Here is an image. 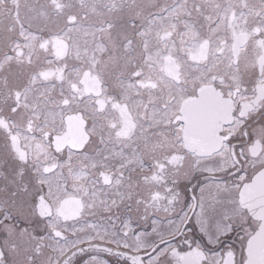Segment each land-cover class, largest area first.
<instances>
[{"label":"snow or ice","instance_id":"1","mask_svg":"<svg viewBox=\"0 0 264 264\" xmlns=\"http://www.w3.org/2000/svg\"><path fill=\"white\" fill-rule=\"evenodd\" d=\"M0 264H264V0H0Z\"/></svg>","mask_w":264,"mask_h":264}]
</instances>
